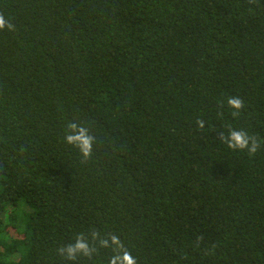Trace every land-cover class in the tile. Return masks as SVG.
I'll return each mask as SVG.
<instances>
[{
    "label": "trees",
    "instance_id": "trees-1",
    "mask_svg": "<svg viewBox=\"0 0 264 264\" xmlns=\"http://www.w3.org/2000/svg\"><path fill=\"white\" fill-rule=\"evenodd\" d=\"M0 13L15 25L0 31V264H109L112 248L57 254L93 230L138 264H264V0ZM69 123L95 138L86 162ZM230 129L261 147L229 149Z\"/></svg>",
    "mask_w": 264,
    "mask_h": 264
},
{
    "label": "clouds",
    "instance_id": "clouds-1",
    "mask_svg": "<svg viewBox=\"0 0 264 264\" xmlns=\"http://www.w3.org/2000/svg\"><path fill=\"white\" fill-rule=\"evenodd\" d=\"M5 29L14 31L15 25L11 20H6L5 16L0 13V31ZM227 105L233 110V117L238 116L245 106L244 101L239 97H229ZM196 123L200 129L205 127L203 120H197ZM64 139L68 145L74 146L79 150L83 161L86 162L91 158L95 138L90 134L87 127L79 123H69ZM221 140L226 141L229 149L246 150L250 155H254L261 147V142L244 130L230 129L227 137L223 133L221 134ZM89 236H85L83 233L77 235L74 243L60 247L57 250V254L68 261L75 262L78 257L91 259L97 252L98 247L112 248L114 254L111 256L109 264H138L137 259L132 256L117 235L109 234L101 238L100 233L93 230Z\"/></svg>",
    "mask_w": 264,
    "mask_h": 264
},
{
    "label": "rangeland",
    "instance_id": "rangeland-1",
    "mask_svg": "<svg viewBox=\"0 0 264 264\" xmlns=\"http://www.w3.org/2000/svg\"><path fill=\"white\" fill-rule=\"evenodd\" d=\"M4 215H5V216H4ZM4 215H3V214H0V219H1V220L6 218L7 213H4Z\"/></svg>",
    "mask_w": 264,
    "mask_h": 264
}]
</instances>
